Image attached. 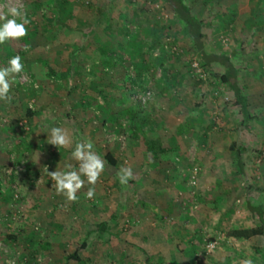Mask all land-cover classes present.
Returning <instances> with one entry per match:
<instances>
[{
  "label": "rangeland",
  "instance_id": "rangeland-1",
  "mask_svg": "<svg viewBox=\"0 0 264 264\" xmlns=\"http://www.w3.org/2000/svg\"><path fill=\"white\" fill-rule=\"evenodd\" d=\"M18 2L31 21L28 34L21 40L0 44V67L7 66L14 55H20L24 64L23 73L15 77L9 93L13 103L11 100L0 101V145L2 139L8 143L5 147L7 159H4L7 163L0 165V193L15 188L12 204L4 207L0 197V264H19L20 253H29L7 244V235L13 236L17 232L23 235L21 238H45L50 234L55 248L62 241L69 243V251L75 250L74 243L79 244L84 236H94L87 233L89 228L98 220L111 218L116 202L115 184L120 191L125 188L117 173L121 167L129 166V162L126 156H121L120 167L110 168L107 176L100 177L95 185L86 182L77 192L75 202L57 194L46 169L64 170L66 163L75 162L71 159V145L56 148L49 144L46 129L36 127V131L33 128L35 119L37 124L50 123L53 127L66 129L69 134L72 129L77 135L79 129L91 130V137L113 132L115 140L121 138L120 145L125 142L122 139L125 130L118 125H125L126 121L119 116L112 117V114L114 116L117 111L132 105L137 96L141 99V115L146 125L149 129L155 126L163 142L175 147V154H169L172 157L169 160L181 169L178 175L167 177V182L164 178L168 175L164 177L162 169L168 165L163 164L159 173L161 177L155 172V177L148 175L146 186L151 185V190L161 185L173 190L171 207L176 211L171 209L164 213L158 223L164 241L156 242L152 238L141 246H146L150 253L159 251L163 259L157 264H245L252 256L257 258L256 264H261L264 260L262 236L250 240L226 236L232 228L253 224L247 203L264 206V29L254 38L257 51L250 53L254 45L246 46L248 31L242 28L245 19L243 2L248 3V0L185 2L198 18L211 20L212 27L207 32L213 49L230 54L233 64L239 68L244 91L249 94L250 108L259 116L250 123L251 132L241 125L238 107L229 104L232 93L216 80L223 67L216 63L212 70L205 71L200 66L198 56L189 48L186 38L179 36L181 27L174 20L171 9L159 0ZM8 3L9 0H0V11L6 12ZM98 9L105 10L106 22L99 20ZM56 18L64 24H53L42 34L39 24L53 22ZM95 30L105 31L110 43L117 46L116 68L104 70L99 66V57L92 43L94 34L91 32ZM83 31L90 35L82 37ZM240 38L245 39L243 43L235 44ZM152 39H156V43L153 41L150 45ZM68 64L72 69L71 85L65 78L51 80L46 77L48 65L64 68ZM165 69L174 78L170 80L172 85L166 82V87L162 88L159 82ZM129 75L137 83L131 95L124 89L131 85L126 80ZM95 84L106 85L103 91L114 97L115 101L108 109L105 100L95 90ZM70 87L73 88L71 94L66 95ZM203 92H207V98L202 101L200 95ZM32 107L38 116L27 120L26 111ZM66 113H70L73 119ZM199 117L203 121L188 133L180 135L175 132L178 124ZM104 122L107 132L102 130ZM211 122L212 129L208 130ZM11 126L14 130L8 131ZM98 128L102 134L98 133ZM232 142L237 143L245 164L242 175L237 174L229 153ZM104 149L101 147L98 151L94 148V151L101 155ZM132 165V169L138 167ZM193 167H197L199 173L195 183L191 184L189 177ZM143 175L147 174L144 172ZM81 178L86 180L83 176ZM176 184L179 186L175 187ZM89 187L95 189L91 199L86 197ZM100 194H106L107 198ZM98 196L104 201L102 205ZM134 199L130 200L131 204ZM9 210L15 214L11 222L5 216ZM53 223L59 227L51 230ZM111 240L102 248L105 253L108 249L110 253L116 251L114 238ZM214 240L216 246L207 251L206 244ZM180 242L186 245L182 252L177 250ZM257 247L261 248L259 252L255 250ZM54 252L57 254L58 250ZM107 261L104 264H109Z\"/></svg>",
  "mask_w": 264,
  "mask_h": 264
},
{
  "label": "crops",
  "instance_id": "crops-1",
  "mask_svg": "<svg viewBox=\"0 0 264 264\" xmlns=\"http://www.w3.org/2000/svg\"><path fill=\"white\" fill-rule=\"evenodd\" d=\"M244 3L245 2H243L244 6H243L242 14L245 15V19H244V24L242 28H247V31H248V36L246 39V46H248L247 44L254 45V49H256L255 47L256 40L254 38L258 36L259 32L264 29V0H250V1L248 0V3H245V4ZM235 10H237V7H235ZM201 19H207V18H201ZM256 24H259L260 27L258 28L254 26ZM256 28H258L257 31H255ZM95 31L96 32H91L94 34L92 36L94 38L92 40V43H93V48L95 49L99 57V61H98L99 66L101 65V67H103L104 70L108 68H116L118 66V62L114 58V56L116 55L115 50L117 49V46L110 43L108 35L106 34L105 31L104 32L102 30L100 31L95 30ZM88 35H90L88 34V32L83 31L81 36L88 37ZM244 40L245 39L240 38L239 40L236 41L235 44L240 45L241 43H243ZM209 47L211 49L214 48L211 40H210ZM105 48L108 50L114 51L115 55L113 54V55L107 56L105 53L100 51L101 49H105ZM239 76H240V70H239ZM48 79L52 80L53 78L48 77ZM66 81H68V79H66ZM240 85L242 86L243 94L247 97L248 103L250 104L249 94H247V92L244 91L245 88L241 82V79H240ZM204 93H207V92H204ZM232 99H233V96H232ZM232 99H230V101ZM11 103H13L12 100H11ZM11 105L12 104L10 105L7 104V106L9 107ZM119 113L120 111H117V113L114 114V116L112 114V117L122 116V115H119ZM36 116H38L37 110H34V113L32 114L31 118L34 119ZM34 122H36V124H34L33 128H35L36 131H37L36 127L39 130L46 129L45 131H48L51 127H53V125L52 124L50 125V123L47 125L43 123L37 124L38 122L37 118L35 119ZM105 125H106V122L103 123L102 130H104V132H107ZM179 125L180 124L177 125L175 132L177 131V128ZM118 126L120 127V129L125 130L124 138H122L123 140H125V142H121L120 145L119 143H120L121 138L120 139L118 138L117 140H115V134H113V132H109L110 133L109 135H107L108 133H104L103 135H95L94 137H91L90 136L91 130H87V129L80 130L79 129L78 135L75 134V131H73V129L70 130L69 136L72 140L70 151L74 150L76 142L90 139L93 142L94 148H96L97 150L101 149V147L105 148L104 154L101 153L100 155L104 161H105L104 156L106 155V153H110L114 157L116 161V166H111L105 161V169L100 176L101 179H103V176H107V173H108L107 171L110 168L118 169V167H120V163H121L120 158H123L121 156H126L128 158L129 166L131 165L133 167L132 163L138 165L137 168L133 169L135 179L130 180L127 185H124L125 187L123 188L124 190L122 189L120 191L118 189L117 183L115 184L116 191L114 193L115 194L114 199L116 202H115L114 210L110 215L111 218L109 220L107 218L101 221L98 220L95 223V224H98L100 222H108L109 223L108 233H104L100 236L97 233H91L94 236L92 237L84 236L83 240H80L81 242L79 241V244L84 242L86 244V247L82 250H79L78 254L82 258L85 264H104L107 260L109 264H148V261H149V264H152L153 262L157 264L158 262L159 263L161 262V259H163V258H160L161 254H159V251L156 250V251H153V253L152 252L150 253V251H148L147 248H145L146 246H141V244H143L145 240L146 241L152 240V238L156 240V242H158L159 240L164 241L165 237L163 235L161 236L159 232L161 226L158 223L160 220H162L164 213L167 214L168 212L171 211V209L172 210L174 209V211H176V209L175 207L174 208L171 207V205L173 204L171 192H173V190H169L166 188V186L163 187V185L157 186V187L153 186L156 189L151 190V185H148L149 187H147L146 182L149 181L148 175H152V177H155L154 172L157 174L158 177H161L159 173L161 172V168L163 164L168 165L162 169L164 173L163 176L165 177V174L168 175L166 176V178H164L165 182H167L166 180L167 177L169 179L170 177L174 175H178L181 172V169L178 168L177 164H175L174 161H170L172 157L170 158V156H167V155L166 156L162 155L156 159H153L150 162H146L141 152L139 151L137 153L134 152L135 149H137L136 147H134V145L136 143L138 144V142L137 141L133 142L128 139V136L131 134L132 131L128 128L127 123L125 125L121 124ZM7 130L13 131L14 127L11 126ZM153 130L157 131L158 134L160 135L159 130H157L155 126L153 127V129H149L147 125L143 126V132L145 133L153 131ZM97 131L98 133H101V134L103 132V131L101 132L100 128H98ZM5 134L8 137V133H5ZM107 136H109L110 138ZM1 143H2V146L0 145V165H6L7 162L6 160H4V159H7L5 156L6 155L5 153H7L5 151V147L6 145H8V143L6 142L5 139H2ZM163 143L166 144L165 142ZM31 145L32 147H34L35 146L34 142H31ZM114 145L115 147L116 146L117 147L115 148ZM167 145L174 150L175 147L173 145L171 144H167ZM30 151H32V148ZM166 159L168 160L166 161ZM171 163H173L174 165H172ZM74 164L75 166L73 167L75 168L77 166L76 162H72V165ZM144 172L147 175H143ZM136 175H138V177ZM143 176H145L146 178L143 179ZM177 186L179 185L176 184L175 187ZM102 195H104L103 196L104 198H107L106 194H100L101 197ZM162 197H163V200L160 199ZM98 198L100 199V202H101L100 205H102V202L104 201L101 200L99 196ZM133 198H135L136 200L134 199L135 200L134 204H131L130 200H133ZM1 202L4 205V207L8 204L3 201ZM141 202H145L148 205L152 206L154 208V212L149 210L147 207L142 206ZM51 225H52L51 230H54L53 229L54 223ZM71 225H72V222L70 223V226ZM111 238H114L115 245L117 246L116 251L110 253L111 251L109 252V249H108V252L105 253V251H103L102 248H104L103 246L106 245L107 243L109 244ZM52 241L54 240L51 239L50 234H46L45 238L33 237L32 242H30L31 250L33 248L36 249L38 245H41V246L44 245V248L40 251L38 255H36L35 253L34 255H30L31 261L29 264H76V262L73 260L66 262L65 258L63 257V253H62L63 248L64 250L67 251V253H72L74 251V250L69 251V249L67 248L69 244L68 242L67 244L62 241L58 242L57 248H55L54 246H52V243H53ZM7 244L10 246L14 245V247L18 246L24 249L23 247L24 243L20 242L17 238L14 239L13 242L9 241ZM79 244H77L76 242L74 243V246L77 247ZM154 248H157V247H154ZM55 250H58L57 254L54 252Z\"/></svg>",
  "mask_w": 264,
  "mask_h": 264
},
{
  "label": "trees",
  "instance_id": "trees-1",
  "mask_svg": "<svg viewBox=\"0 0 264 264\" xmlns=\"http://www.w3.org/2000/svg\"><path fill=\"white\" fill-rule=\"evenodd\" d=\"M161 3H163L164 6L169 7L172 11L173 18L176 22L179 23L181 27V31L179 32V36L186 38L188 41L189 48L198 56L200 66L205 70H212L214 67V64H219L223 67V72L217 74L216 80L218 84H223L227 87V89L232 93L233 99L230 101L229 98V104L232 106L238 107L239 114L241 115V125L247 130L252 131V128L250 126V123L259 119V116L257 114H254L252 110L250 109L248 99L243 94L242 86L240 85V76H239V69L233 64L231 60V56L222 52H217L214 49H211L209 47L210 45V39L209 34L207 30L212 27L211 20L208 19H199L193 12L192 7L188 5V3L185 2V0H159ZM103 9H98L99 13V20L101 22H106L108 20L106 13ZM142 12H144L142 10ZM48 22V20H47ZM53 24H64L56 18L53 20V22L50 23H43V25L39 24V28L44 34V32H47ZM258 25V26H257ZM256 27H260L259 24L254 25ZM164 27L161 28V31ZM258 28L255 29V31L258 30ZM160 33H158L159 36ZM156 43V39L151 40V44ZM20 52L22 50L19 49ZM103 53H105L107 56L113 55L114 51L108 50V49H101ZM250 53H255L256 49L250 50ZM115 55V54H114ZM119 58V57H118ZM70 61V60H69ZM109 64V63H108ZM46 76L49 78H58V79H68V82L72 83V69L71 64L64 68H58L55 65H48L47 66V72ZM163 79H160L159 85L160 87L164 88L166 87V82H169V84H173L170 82L174 78L173 75L169 72V70L164 71L163 73ZM127 82H129L131 85L124 88L125 91H128L129 94L135 92L134 88H137L135 85L136 79H133L132 76H126ZM126 82V83H127ZM136 83V84H135ZM69 85V86H70ZM104 85L103 87H105ZM95 90L98 91L100 94L101 99L105 100V108L108 109L110 107V103L114 102V97L110 94H106L103 91V87L101 84H95L94 85ZM101 88V90H99ZM71 89V90H70ZM67 90L66 95L71 94L72 87ZM123 90V89H122ZM202 101L207 98V93H202L200 95ZM226 101V102H227ZM227 102V103H228ZM142 104L141 99H138L134 102L132 105L124 107L122 110H120L119 117H122L126 123L128 128L132 131L131 134L128 136V139L135 142H138L137 149L139 152L142 153L144 160L146 162H150L153 159H156L162 155L169 156L172 154H175V151L170 148L167 144H164L160 135L157 131L153 130L150 132H143V126L146 125V120L142 118ZM197 108V107H196ZM35 108L27 109L26 118L27 120H31L32 114L34 113ZM66 115L72 120L73 116L70 115V113H66ZM203 120L201 117L195 119L190 118L188 121H185L184 123L180 124L177 128V134H186L191 130L195 125H199ZM213 123L209 124L207 126V129H212ZM229 153L230 156L237 167V174L242 175L245 171V164L242 159L240 150L237 148V143L232 142L229 145ZM105 161L111 165L116 166V161L112 154L106 153L104 156ZM15 188H11V191H6L5 193H0V197L2 198V201L5 203H11L14 202V191ZM11 192V193H10ZM17 201V200H16ZM142 206L147 207L149 210L154 212V208L150 205H148L145 202H141ZM247 209L249 212V217L252 221V225L249 226H242V227H236L228 230L226 232L227 237H231L237 240H250L253 237L262 236L264 238V206L262 204L254 206L250 203H247ZM14 210V209H13ZM16 210V209H15ZM21 215V214H20ZM6 219L8 221H12V219L15 217V214H12V210H9V213L5 215ZM114 217V216H113ZM19 218V217H18ZM58 224H54L53 228H58ZM23 231L24 228H21ZM109 231V223L108 222H100L98 224H94L89 230V233H97L99 236L108 233ZM23 235H21L19 232H17L15 235L10 236L7 235L6 238H8L9 241H14V239H18L20 242L24 243L23 247L25 250H27L29 253L27 255L20 254L17 258V261L19 264H29L30 263V255H38L40 251L44 248V245H38L37 248H33L31 250V243L33 237H25L21 238ZM30 240V241H29ZM86 247V244L83 242L77 246V248L72 253H67L66 250L63 248V257L65 258V261H75L76 264H85L82 258L79 256L78 251L82 250ZM186 248V245L184 243L177 244V250L178 252H182ZM256 252H259L261 250L260 247H257ZM35 257V256H34ZM256 257L252 256L250 258L251 264H256ZM20 260V262H19ZM15 263V262H13ZM149 264V261H148ZM261 264H264V260Z\"/></svg>",
  "mask_w": 264,
  "mask_h": 264
},
{
  "label": "clouds",
  "instance_id": "clouds-1",
  "mask_svg": "<svg viewBox=\"0 0 264 264\" xmlns=\"http://www.w3.org/2000/svg\"><path fill=\"white\" fill-rule=\"evenodd\" d=\"M31 21L23 5L18 0H9L5 11H0V44L8 41L21 40L28 34V25ZM24 71V64L20 55H14L8 61L7 66L0 67V101H10L9 95L15 77ZM47 133V142L56 148L69 147L72 140L66 129L62 127H51ZM93 142L88 139L75 143L71 151V159L76 162L74 168L71 163L64 165V170L47 171L51 178L56 193L63 195L68 201L75 202L77 192L85 186L95 185L105 169V161L94 150ZM85 177L82 179L81 177ZM117 176L121 185H127L130 180L135 179L132 167L123 166L119 169ZM95 195L94 187H89L86 197L91 199ZM251 264V261H245Z\"/></svg>",
  "mask_w": 264,
  "mask_h": 264
},
{
  "label": "built area",
  "instance_id": "built-area-1",
  "mask_svg": "<svg viewBox=\"0 0 264 264\" xmlns=\"http://www.w3.org/2000/svg\"><path fill=\"white\" fill-rule=\"evenodd\" d=\"M198 173H199V169L197 167H193L191 169V174H190V177H189L190 178L189 181H190L191 184L195 183ZM216 244H217V241H215V240L212 241V242H209L208 244H206L207 251L212 250L216 246Z\"/></svg>",
  "mask_w": 264,
  "mask_h": 264
}]
</instances>
